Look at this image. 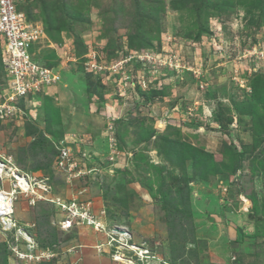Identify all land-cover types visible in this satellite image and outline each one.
<instances>
[{"label":"rangeland","instance_id":"obj_1","mask_svg":"<svg viewBox=\"0 0 264 264\" xmlns=\"http://www.w3.org/2000/svg\"><path fill=\"white\" fill-rule=\"evenodd\" d=\"M20 9L60 80L0 118V158L97 220L62 231L58 205L18 195L32 240L0 225V264H264V0ZM60 146L84 174L56 165Z\"/></svg>","mask_w":264,"mask_h":264},{"label":"built area","instance_id":"obj_2","mask_svg":"<svg viewBox=\"0 0 264 264\" xmlns=\"http://www.w3.org/2000/svg\"><path fill=\"white\" fill-rule=\"evenodd\" d=\"M23 0H0V39L2 41L0 55L3 65V72L6 77L7 92L2 95L3 101L0 100V118L4 119L13 111L18 109V101H24V105L28 103L35 94L45 93L48 86L57 83L60 80V71L48 68L39 64L34 58V44L42 37L44 32L39 25L32 24L27 20L25 13L20 9ZM15 109V110H14ZM61 147V146H60ZM56 165L62 168L66 174L79 176L85 172H81L79 158L66 146L58 149ZM7 163L14 165L9 159L2 157ZM0 162V180L2 176L9 173V167L2 166ZM17 173L20 171L18 167L13 166ZM13 173L7 174L10 181H15ZM25 177L34 180L28 173H24ZM15 179V180H14ZM19 192L18 188H15ZM12 195V194H11ZM12 197L15 199L16 194ZM62 210L65 211L66 218L61 227L67 229L73 224L89 222L95 224L97 217L89 212L88 206L75 201L63 202ZM65 220V221H64ZM16 251V250H15ZM17 253V252H16ZM24 254V253H23ZM21 253L19 257H21ZM22 258V257H21Z\"/></svg>","mask_w":264,"mask_h":264},{"label":"bare ground","instance_id":"obj_3","mask_svg":"<svg viewBox=\"0 0 264 264\" xmlns=\"http://www.w3.org/2000/svg\"><path fill=\"white\" fill-rule=\"evenodd\" d=\"M1 161L3 163L2 166L6 165V166L9 167L8 172L9 173H13V175H11V174L10 175L11 176H15L16 179H18V182H17V180L10 181V183L8 182L9 183L8 184V188L7 187L5 188V186L2 187L0 185V225H1L3 230L16 228L17 235H21L23 239L27 240L28 242H31L32 238L28 234V232L25 229L21 228V227H17V222L13 221L12 214L14 212V205H13L14 201H13L12 195L13 194H17V193L31 195V197H33V200H35V199L36 200L37 199L46 200V201H48L50 203H55L56 205L60 206V208L64 207L62 205L63 202H61L57 198H52V197L47 196V191H46L45 186L42 185V184H37V183L34 184V183H32L31 178L25 177V175H24L25 172L24 171L20 170V171H18L19 173H17L16 170L14 169V167H13L14 165H11V164L7 163L5 160H3L2 157L0 158V162ZM6 171L7 170H5V172ZM9 173H6V174H9ZM15 188H18L19 192H16ZM85 221L86 220L84 219V221L79 223V224H83ZM61 223L64 224V225L68 224L66 222H63L62 219L60 220V224ZM86 223H90V221L86 222ZM102 229H104V228L102 227ZM114 233H115V231H114ZM119 233L121 235H124V233L121 232L120 230H119ZM109 238L110 239L112 238L113 240L116 241V239L113 236H111V235H109ZM133 251H134V249H133ZM23 255H27L30 258L33 256V255H29V254H22L21 257H23V258H24Z\"/></svg>","mask_w":264,"mask_h":264},{"label":"clouds","instance_id":"obj_4","mask_svg":"<svg viewBox=\"0 0 264 264\" xmlns=\"http://www.w3.org/2000/svg\"><path fill=\"white\" fill-rule=\"evenodd\" d=\"M7 177H8V176H7ZM10 179H11V178H9V181H8L9 183H10ZM14 180H15V179H14ZM9 183H8V184H9ZM46 191H47V190H46ZM18 195H21V194L17 193V194H16V198H17ZM16 198H15V199H16ZM15 199L13 198V201H14ZM32 200H33V199H32ZM46 202H47V201H46ZM31 203H32V202H31ZM58 207H60V206H58ZM60 209H61V211H62L63 213H65V211L62 210V208H60ZM65 214H66V213H65ZM65 214H64V215H65ZM63 219H64V218L62 217V220H63ZM60 220H61V219H59V220L57 221V223H58L57 226L60 227V229H62V230H64V231H65V230H68V229L71 228L73 225H76V224H73L71 227H69V228H67V229H64V228L61 227ZM57 223H56V224H57ZM76 226H78V225H76ZM90 226H93V228H95V226H94L93 224H92V225L90 224ZM119 226H120V225H119ZM119 226H117V227H119ZM115 227H116V226H114V228H115ZM120 227H121V226H120ZM114 228H113V229H114ZM12 229H13V228H12ZM96 229H97V228H96ZM103 230H104V229H103ZM24 241H26V240L24 239ZM27 245H28L27 247H29V243H28ZM31 251H32V250H31ZM136 254H137V253H136Z\"/></svg>","mask_w":264,"mask_h":264},{"label":"crops","instance_id":"obj_5","mask_svg":"<svg viewBox=\"0 0 264 264\" xmlns=\"http://www.w3.org/2000/svg\"><path fill=\"white\" fill-rule=\"evenodd\" d=\"M0 97H1V96H0ZM0 100H1V98H0ZM14 213H15V212H14ZM16 214H17V213H16ZM16 214H15V217L17 216ZM57 219H58V218H57ZM57 219H56V220H57ZM57 221H58V220H57ZM57 221H56V222H57ZM48 224H54V225H56L55 220L50 221V223H48ZM55 227H56V229H60L57 225H56ZM61 230H62V229H61ZM62 231H64V230H62Z\"/></svg>","mask_w":264,"mask_h":264},{"label":"water","instance_id":"obj_6","mask_svg":"<svg viewBox=\"0 0 264 264\" xmlns=\"http://www.w3.org/2000/svg\"><path fill=\"white\" fill-rule=\"evenodd\" d=\"M115 229H118V230H120V227H117V226H116V227H115ZM120 231H121V230H120Z\"/></svg>","mask_w":264,"mask_h":264}]
</instances>
